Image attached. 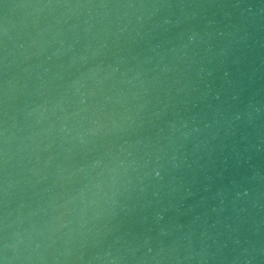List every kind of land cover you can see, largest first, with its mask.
Returning <instances> with one entry per match:
<instances>
[{
    "label": "water",
    "instance_id": "obj_1",
    "mask_svg": "<svg viewBox=\"0 0 264 264\" xmlns=\"http://www.w3.org/2000/svg\"><path fill=\"white\" fill-rule=\"evenodd\" d=\"M6 264H264V0H0Z\"/></svg>",
    "mask_w": 264,
    "mask_h": 264
},
{
    "label": "snow or ice",
    "instance_id": "obj_2",
    "mask_svg": "<svg viewBox=\"0 0 264 264\" xmlns=\"http://www.w3.org/2000/svg\"><path fill=\"white\" fill-rule=\"evenodd\" d=\"M0 264H6V259L3 256H0Z\"/></svg>",
    "mask_w": 264,
    "mask_h": 264
}]
</instances>
